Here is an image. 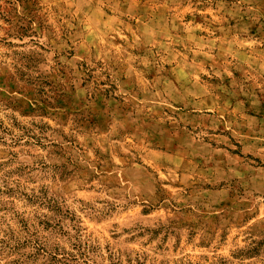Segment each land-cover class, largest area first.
<instances>
[{
    "label": "rangeland",
    "instance_id": "obj_1",
    "mask_svg": "<svg viewBox=\"0 0 264 264\" xmlns=\"http://www.w3.org/2000/svg\"><path fill=\"white\" fill-rule=\"evenodd\" d=\"M0 264H264V0H0Z\"/></svg>",
    "mask_w": 264,
    "mask_h": 264
}]
</instances>
